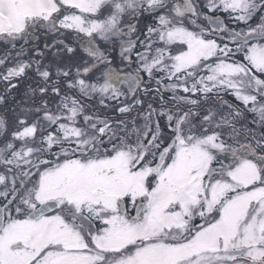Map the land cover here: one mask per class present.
Wrapping results in <instances>:
<instances>
[{
    "label": "snow or ice",
    "instance_id": "6c2138e0",
    "mask_svg": "<svg viewBox=\"0 0 264 264\" xmlns=\"http://www.w3.org/2000/svg\"><path fill=\"white\" fill-rule=\"evenodd\" d=\"M38 31L82 53L63 91ZM0 42L59 101L0 146V264H264V0H0Z\"/></svg>",
    "mask_w": 264,
    "mask_h": 264
},
{
    "label": "flooded vegetation",
    "instance_id": "af4514ba",
    "mask_svg": "<svg viewBox=\"0 0 264 264\" xmlns=\"http://www.w3.org/2000/svg\"><path fill=\"white\" fill-rule=\"evenodd\" d=\"M151 23H153V18L145 16L140 21V29L142 31H146L145 25ZM253 23H255V21H253ZM240 27H243V25H240ZM37 36L39 37L38 40L32 41L28 45H26L25 54L22 58L25 60H28L29 58L42 59L43 64L48 67L49 71L51 72V81H49V86L52 81L59 80L63 91L65 79L62 76L57 75V69L66 68V66L70 67L71 74L74 75L75 67H73V65H76L78 63L80 55H82V53H67L66 49L63 46L55 43L56 41L66 39V36L64 35H60L58 33L45 34L43 31H38ZM142 38L143 37L141 36V39ZM68 41H70V37L67 38L66 42ZM46 44L49 45L48 48L44 47ZM72 46L75 47V45ZM17 47H19V44L17 45ZM35 48H38L44 53V56L42 58L35 56V53L33 51V49ZM7 53H10L11 56H15V52L11 50L10 45L0 42V56H3ZM113 55L117 60H119V49H117L113 53ZM8 66H12L11 63H9ZM132 67L134 68L135 65H132ZM2 71L3 68H0V72ZM12 83H15L17 87H15L14 89H9L3 81H0V96L4 98L3 101L0 102V116H4L9 125L8 133L0 134V146L3 145L5 136L10 134L11 131L17 128V118H24L26 110L39 107L41 102L44 100H47L49 102L50 108L54 107L55 103L59 102L58 98L53 96L50 91L47 95H41L38 91L33 94V92L31 91L32 89H38L39 87L45 86L42 78L39 77V75L34 70L28 71L26 76H24L23 78H20L18 80L14 79ZM152 86L155 87L154 84ZM167 95L170 94H166V98ZM142 99H144L146 103H153L154 106H156L153 96L150 95L147 97H142ZM85 103L88 104L91 109L95 110L98 113H101L104 116L114 117L117 119L121 118L120 114L114 110L116 107L115 103H113L111 108L109 109L103 108L99 104L98 98L86 100ZM27 115L32 116L31 113H27ZM125 118L131 119V117Z\"/></svg>",
    "mask_w": 264,
    "mask_h": 264
},
{
    "label": "trees",
    "instance_id": "16d2710c",
    "mask_svg": "<svg viewBox=\"0 0 264 264\" xmlns=\"http://www.w3.org/2000/svg\"><path fill=\"white\" fill-rule=\"evenodd\" d=\"M224 99L227 100L230 104L237 105L241 109L244 108L241 102L236 100V98L232 95H225ZM256 117L251 112H245L244 118L237 123L236 127L240 129H254L256 132H264V127H259L257 124H254L253 121ZM0 171H3L2 167H0Z\"/></svg>",
    "mask_w": 264,
    "mask_h": 264
}]
</instances>
